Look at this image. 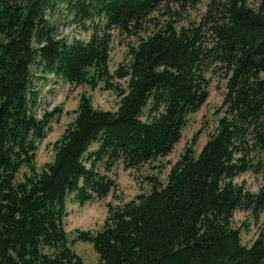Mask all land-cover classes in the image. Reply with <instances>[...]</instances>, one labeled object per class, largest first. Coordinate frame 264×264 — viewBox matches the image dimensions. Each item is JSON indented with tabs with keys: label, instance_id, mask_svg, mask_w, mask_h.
<instances>
[{
	"label": "trees",
	"instance_id": "1",
	"mask_svg": "<svg viewBox=\"0 0 264 264\" xmlns=\"http://www.w3.org/2000/svg\"><path fill=\"white\" fill-rule=\"evenodd\" d=\"M203 1L0 0V264H85L64 229L67 197L103 198L116 187L107 175L116 162L136 169L168 155L208 97V70L221 72L226 90L199 153L197 132L164 183L148 177V193L107 205L102 228L77 230V241L92 244L97 264H264V224L245 246L232 223L237 208L264 207L263 190L233 181L264 156V0H206L198 21L166 23L129 49L126 67L108 68L111 30L137 36L160 9L181 15ZM60 5L84 28L93 23L88 40L57 34L46 12ZM48 76L103 83L120 101L101 110L82 94L38 171V142L60 111L36 115L35 80Z\"/></svg>",
	"mask_w": 264,
	"mask_h": 264
},
{
	"label": "rangeland",
	"instance_id": "2",
	"mask_svg": "<svg viewBox=\"0 0 264 264\" xmlns=\"http://www.w3.org/2000/svg\"><path fill=\"white\" fill-rule=\"evenodd\" d=\"M248 2L253 4L252 0H248ZM205 3L206 0L181 15L160 9L152 14L150 21L146 22L143 30L137 36L121 34L116 29L111 30L108 61L110 73H114L119 66L126 67L130 59L129 49L132 46L135 47L140 38H145L171 21H174L176 29L187 26L190 21H198L201 13L205 10ZM46 13L51 25L57 28V34L67 37L69 40L75 38L86 41L93 31V23L86 21L84 23L86 28H84L80 22H74L72 16H67L61 5L54 10L48 8ZM206 77L209 79L208 97L197 112L188 115L181 137L168 155L158 157L136 169H125L120 161L116 162L107 174L114 179L116 187L103 198L93 197L80 205L73 200V195L67 197L64 229L71 248L85 264H97L99 257L91 243L77 241L76 231L93 233L99 231L107 216V205H122L139 194L148 193L151 189L148 177L155 178L158 183H164L171 166L179 159L193 136L199 132L196 144L193 146L194 153L197 155L208 137L214 132L218 119L223 115L222 99L226 90V79L218 70H208ZM114 82L119 84L122 89L127 86V78H115ZM35 84L41 91L36 109L37 117H40L44 111L60 109L50 121L45 137L38 142L35 166L38 171H41L47 163L53 161L54 143L60 139L68 124L73 121L74 111L82 94L91 98L94 108L110 111L117 109L120 96L113 90L105 89L103 83L92 88L87 84L72 85L61 79L48 76L46 79H36ZM260 157V165L254 166L233 179L236 184L255 194L261 190L264 192V156L260 155ZM257 159H260L259 156ZM23 172H27V169L23 168L18 178H21ZM232 223L234 228L239 230L241 243L249 246L264 224V207L258 212H254L253 208L248 210L237 208L233 212Z\"/></svg>",
	"mask_w": 264,
	"mask_h": 264
}]
</instances>
